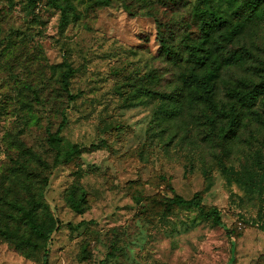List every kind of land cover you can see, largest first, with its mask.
<instances>
[{
  "label": "rangeland",
  "instance_id": "374dc122",
  "mask_svg": "<svg viewBox=\"0 0 264 264\" xmlns=\"http://www.w3.org/2000/svg\"><path fill=\"white\" fill-rule=\"evenodd\" d=\"M70 4L74 19L61 29V12L48 0L35 6L0 0V264H44V241L21 222L14 201L36 205L44 227L57 223L47 264H264L263 123L247 120L237 138L224 141L210 138L195 104L179 101L175 115L158 125L159 100L125 101L140 83L174 94L186 72L183 62L163 54L154 15L172 26L177 50H184L197 37L195 9L215 6L235 23L228 4ZM228 41L219 40L216 57L247 50L251 58L222 65L220 104L238 81L259 82L264 74V19ZM67 64L77 71L70 80L73 101L60 80ZM258 106L264 114V97ZM63 112V151L68 143L86 148L80 157H57L48 145ZM74 190L86 193L81 214L70 207ZM174 194L187 200L199 194L205 208L219 210L221 225L195 208L165 215L161 203ZM6 230L42 247L17 250Z\"/></svg>",
  "mask_w": 264,
  "mask_h": 264
},
{
  "label": "trees",
  "instance_id": "16d2710c",
  "mask_svg": "<svg viewBox=\"0 0 264 264\" xmlns=\"http://www.w3.org/2000/svg\"><path fill=\"white\" fill-rule=\"evenodd\" d=\"M30 6H35L41 0H26ZM115 0H101L103 6H110ZM163 2V0H159ZM204 4L206 0H198ZM230 10L231 16L236 20L234 23L231 18L215 6L198 7L193 14V20L197 25V37L192 38L185 45L184 50H177L173 29L171 25L159 19L154 15V20L158 25L157 39L161 45L163 54L170 58L171 61L183 62L186 65L185 74L180 76L178 90L174 94H160L150 88L149 85L140 83L139 86L133 85V89L127 91L125 101L132 104L134 100L149 97L160 101L155 119L160 125L163 120L171 118L176 113V104L179 101L187 102V104L196 105L203 108L204 118L208 120L212 135L210 138H220L224 141H232L237 138L239 131L244 126L245 121L251 123H263L264 114L259 111V102L264 97V74L259 75L260 81L242 79L237 85L228 89L226 97L227 102L220 104L217 96L218 79L223 64L228 65H244L249 63L251 54L247 50L222 54L216 57V52L221 49L216 47L220 41L232 40L237 35L244 32L249 24L255 23L257 20L264 19V0H224ZM48 4L61 12L60 28H66L74 19L71 11L70 0H48ZM229 18V19H228ZM76 70L70 64L66 65V69L61 73L60 80L64 92H66L70 101L75 100V96L71 93V78L76 74ZM264 72V69L263 71ZM146 79L151 80L147 76ZM150 84V83H149ZM37 95V92H34ZM130 95V96H129ZM264 109V107H262ZM68 123V117L63 112L62 121L55 133L49 132L48 145L56 151L57 157L71 159L80 157L87 149L75 144L68 143L63 151L62 132ZM264 173V168H261ZM189 173L194 172V168H187ZM263 176V175H261ZM49 185L47 179L46 186ZM169 188L174 192L173 188ZM74 190L70 196V207L78 214L84 212V202H86V193L83 192L77 196ZM13 209L20 216L21 222L26 228L38 239L44 241L46 247L44 253V264H47L49 256V245L51 244L52 235L57 229V223L52 228H46L39 223L37 219L36 205H27L14 201ZM161 206L165 215L172 214L174 210L180 208H195L199 210L200 215L209 221L213 226L221 225V214L217 208H205L200 199V195L196 194L192 199L174 194L172 198L165 199ZM83 226V223L79 227ZM8 239L15 236L16 243L14 247L17 250L31 249L33 252L38 251L42 246L38 245L30 238L24 235L13 233L10 230L3 232Z\"/></svg>",
  "mask_w": 264,
  "mask_h": 264
}]
</instances>
